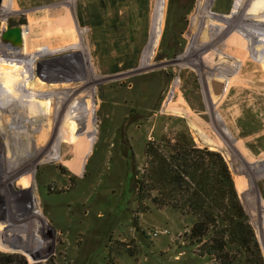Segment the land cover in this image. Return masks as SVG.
<instances>
[{
	"label": "rangeland",
	"instance_id": "rangeland-1",
	"mask_svg": "<svg viewBox=\"0 0 264 264\" xmlns=\"http://www.w3.org/2000/svg\"><path fill=\"white\" fill-rule=\"evenodd\" d=\"M13 1L11 12L0 11V45H10L2 36L7 26L22 24L33 57L11 59L0 47V62L27 66L26 75L45 88L17 83L19 95L34 96L33 113L14 114L8 130L0 123V250L22 253L30 262L46 255L55 264L212 263L188 237L192 216L150 202L143 211L131 183L129 162L143 169L147 141L174 140L185 128L198 146L225 156L264 254V80H254L262 73L253 62H264V49L256 41L245 77L237 81L232 65L238 50L229 45L239 37L240 21L234 19L251 18L256 0L237 15L235 0L211 1L209 23L218 35L212 48L201 52L205 37L192 33L202 9L199 0L183 7L182 0H167L150 65L143 63L142 52L153 0ZM251 20L264 23V18ZM179 32L181 49L172 55L165 41ZM194 44L197 52L190 55ZM251 79L261 89L245 92L242 87L252 85ZM214 83L225 91H213ZM59 94L64 109L57 104ZM7 98L9 93L0 95ZM54 120L68 131L41 146L33 142L21 155H8L10 146L16 150L19 144L8 134L13 125L37 126L32 136H38L46 123L52 131ZM124 125L132 150L122 143ZM58 142L61 158L46 159ZM131 154L136 159L127 164ZM49 224L57 230L54 243ZM14 243L22 249L6 248Z\"/></svg>",
	"mask_w": 264,
	"mask_h": 264
},
{
	"label": "trees",
	"instance_id": "trees-1",
	"mask_svg": "<svg viewBox=\"0 0 264 264\" xmlns=\"http://www.w3.org/2000/svg\"><path fill=\"white\" fill-rule=\"evenodd\" d=\"M192 2L182 0L181 7ZM181 34L165 41L172 55L181 49ZM126 131L122 126V143L127 146L130 139ZM129 148L133 149L132 144ZM133 154L132 158L126 156L127 164L136 159ZM224 157L215 149L198 146L185 128L174 140L149 139L143 169L129 162L136 200L143 211L150 202L160 209L170 207L192 216L188 237L202 256L212 260L210 264H264L262 246ZM54 259L34 263L22 253L0 250V264H55Z\"/></svg>",
	"mask_w": 264,
	"mask_h": 264
},
{
	"label": "bare ground",
	"instance_id": "bare-ground-1",
	"mask_svg": "<svg viewBox=\"0 0 264 264\" xmlns=\"http://www.w3.org/2000/svg\"><path fill=\"white\" fill-rule=\"evenodd\" d=\"M211 1H214V0H202V4H201L202 9L199 10V13L196 16V19H195V22L193 25L192 33H193V35H195V38H196V36H197V38L200 37V35H203L205 37L204 40L201 42L203 44V48L198 49V47L194 44V46L192 47L193 49H191L189 52L190 55L197 52L196 49H198L201 52L204 49H207L210 47L212 48L213 39H214L213 37L218 35V32H217L218 28L214 27L215 24H213L211 22L209 23V21H211L212 17H213L210 14V8L213 5V3ZM249 1L250 0H247V1L246 0H235L234 13L235 14H236V12H237V14L243 13L244 9L247 8L246 6L248 5ZM13 2H14L13 0H3V6L0 10L1 13L6 15L9 12H11L13 10ZM244 4H245V6H244ZM248 6H250V5H248ZM263 7H264V0L254 1L252 6H250L249 14H252L251 18H253V16H255L257 19L258 18H264V8ZM152 9H153V12H151V25H150L151 30L149 31V33H150L149 40L147 39L148 43L143 48V52H142L143 63H145L146 65L151 64V61L153 60V58L156 54V49L158 48L159 43H160V39H161L163 30H164L165 12L167 10V0H153ZM162 15H163V17L161 18ZM229 17H231V16H229ZM245 17L242 18L241 20L234 19L237 22L240 21L238 28L236 27L237 31H235L237 34H239V37L236 40L230 41L231 42L230 44L228 43L229 45H236V48L238 50L237 53H235V55H234V57H236V60H235L236 62L233 63L234 61H232V63H233L232 66H235V69H236L234 74L236 73L235 76H236L237 81L240 80L239 77H241L243 75L245 77V74H242L243 68H245V66L248 63V55L250 56V53L253 50H256V44H257L258 40L259 41L261 40L259 42V46L261 48H259V49H264V23H260V22L255 23L254 21H252L253 19L251 20V18H248V17L245 18ZM245 19H248V20H245ZM227 20H229V19H227ZM161 22H162V26H161ZM221 25H222V23H221ZM225 26H226V24H225ZM160 28L162 29L160 32L161 35L160 34L158 35ZM225 31H223V32H225ZM26 35H27V32H24V38H26ZM239 38H243V41H240ZM230 39H232V38H230ZM227 42H229V41H227ZM27 43H28V41H27ZM10 45L1 44L0 47L2 48V50H4V53L7 56H9L11 59H19L22 57H28V58L33 57L31 54H28V50H29L28 49L29 47L27 46L28 44H26V45L24 44L25 46L24 45L23 46L22 45H19V46L11 45L10 46ZM211 51H213L212 53H218V54L220 53L218 50H211ZM29 53H31V51ZM189 54L187 56H185L184 58H186V57L188 58ZM215 55H217V54H215ZM231 56H233V55H231ZM257 56H258V54H257ZM256 58H259V57H256ZM0 61H2V60L0 59ZM253 62H254V67L259 69V71L262 73L261 75H256L255 76L256 79H254V80H258L260 82V81L264 80V62H257L254 60H253ZM27 68H28L27 66H23V65L17 64V63L12 65V64H10V62H5V63L0 62V76L2 77L1 79L4 82V84L0 82V95L5 96V95H7V93H9L11 95V98H7L4 100L0 99V123L7 130L9 129V124L13 123L14 114L15 115L16 114H22V113L26 112V114H28V116H29L30 113H33V111H32V105H33L32 100H33L34 96H31L30 98L25 99L21 95H19L20 92L18 90L19 87H18L17 83L18 84L23 83V84L29 85V86L34 85L36 88H39V89L45 88V85H42L41 83L39 84L37 82H33L29 78L30 76L28 77V75H26V73H28ZM247 70H249V69H247ZM248 77L250 78L251 75H249ZM254 80L253 79L249 80L252 85L243 86L242 89H244L245 92L247 89H250V87L256 88L257 90H258V88L261 89V87H259ZM214 84H216V83H214ZM222 85H223L222 83H218L215 85V87L212 86L213 91L215 90L218 92L220 89L223 88ZM34 86H32V87H34ZM222 90H223V92L225 91V89H222ZM257 90L253 91V89H252L251 91H253L255 93ZM57 98H58L57 104L61 103V106L64 109V103L62 104V102H63L62 100L64 99V96L59 94L57 96ZM207 98L209 100V94H208ZM43 100L44 99H40L39 102H44L45 100L44 101ZM179 100H180V98H179ZM214 100L217 103L219 102V100L216 96H215ZM209 101H211V99ZM2 105L6 106L7 109H10V110L9 111H7V109L3 110ZM74 112H77V110L74 109ZM52 118H54V117H52ZM52 118H50V120ZM48 119H49V117L47 118V121H48ZM13 124H15V123H13ZM52 124H53L52 131L50 130L52 127L49 126V123L44 124V127L42 128L41 134H39L38 136L34 135L36 137L35 141L33 139L34 136H32V132H34V128L37 126H34L31 128V126L30 127H21L20 125H13L12 131H8V134H9V137H11V136L15 137L14 138L15 141L19 144H18V148L16 150L11 149V146H10V150L8 151V155H10V157L17 155V153H19L21 155L23 152L26 151V149L30 148V146L33 142L35 143V145L37 144V146H39V145L41 146L42 143L47 142L48 139H51L50 141L52 142L53 138L54 137L57 138L58 135H60L61 131H64V132L68 131V129H66L64 126H63V128L59 127L58 122H56L55 120ZM53 130H54V132H53ZM57 130H59L58 134H56ZM12 132H14V133H12ZM56 138H55V141H56ZM8 143H11V142L8 141ZM61 147H62V145L58 142L56 144V147H55L56 149L52 148L53 151L49 153V155H48V157H46V159H52V158L59 159V158H61V152H62ZM80 165H81V162L78 161L76 163L75 168H77ZM32 180L33 179H31V181ZM2 246H4V244H2ZM6 248H8L10 250H17V251L22 249V248L17 246V243L12 244L11 246L7 245Z\"/></svg>",
	"mask_w": 264,
	"mask_h": 264
},
{
	"label": "water",
	"instance_id": "water-1",
	"mask_svg": "<svg viewBox=\"0 0 264 264\" xmlns=\"http://www.w3.org/2000/svg\"><path fill=\"white\" fill-rule=\"evenodd\" d=\"M198 4L201 5L202 4V0H199L198 1ZM3 6V0H0V10ZM27 30L24 29V26H22V24H18V25H14V26H7L6 30L3 31V39L4 41L10 43L11 45H15V46H19V45H22L25 44V38H24V32H26ZM220 91V90H219ZM49 227V230H50V233H51V236L53 238V243L56 239V233H57V230L55 227H53L52 224H49L48 225ZM47 257H37L35 256L33 258V262L36 263V262H40V261H43L45 260Z\"/></svg>",
	"mask_w": 264,
	"mask_h": 264
},
{
	"label": "crops",
	"instance_id": "crops-1",
	"mask_svg": "<svg viewBox=\"0 0 264 264\" xmlns=\"http://www.w3.org/2000/svg\"><path fill=\"white\" fill-rule=\"evenodd\" d=\"M262 241H263V243H264V235H263V240H262Z\"/></svg>",
	"mask_w": 264,
	"mask_h": 264
}]
</instances>
